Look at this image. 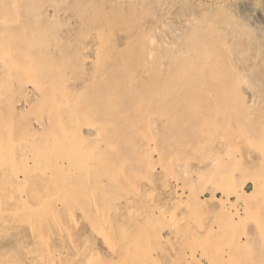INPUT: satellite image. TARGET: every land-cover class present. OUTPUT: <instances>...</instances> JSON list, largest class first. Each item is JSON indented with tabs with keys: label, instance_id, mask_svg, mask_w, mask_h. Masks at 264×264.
Here are the masks:
<instances>
[{
	"label": "rangeland",
	"instance_id": "obj_1",
	"mask_svg": "<svg viewBox=\"0 0 264 264\" xmlns=\"http://www.w3.org/2000/svg\"><path fill=\"white\" fill-rule=\"evenodd\" d=\"M232 1L0 0V264H264V0Z\"/></svg>",
	"mask_w": 264,
	"mask_h": 264
},
{
	"label": "bare ground",
	"instance_id": "obj_2",
	"mask_svg": "<svg viewBox=\"0 0 264 264\" xmlns=\"http://www.w3.org/2000/svg\"><path fill=\"white\" fill-rule=\"evenodd\" d=\"M3 1H4V0H3ZM208 1H209V0H208ZM16 2H17V1H16ZM16 2H15V3H16ZM220 2H221V1H220ZM228 2H229V1H228ZM80 3H81V2H80ZM229 3H230V2H229ZM232 3L235 4V3H236L235 0H233ZM248 3H249V2H248ZM221 4H222V3H221ZM223 4H224V3H223ZM79 5H80V4H79ZM160 5H162V3H161ZM228 5H231V3L228 4ZM0 6H1V5H0ZM6 6H7V5H6ZM86 6H87V5H86ZM218 6H219V5H218ZM232 6H233V5H232ZM77 7H78V6H77ZM94 7H95V6H94ZM165 7H166V6H165ZM208 7H209V6H208ZM17 8H18V6H17ZM78 8H79V7H78ZM41 9H42V8H41ZM57 9H58V8H57ZM74 9H76V8H74ZM206 9H207V8H206ZM215 9H216V6H215L214 10H215ZM1 10H2V9H1ZM3 10H4V9H3ZM6 10H8V9H6ZM11 10H12V9H11ZM58 10H59V9H58ZM239 10H240V9H239ZM244 11H245V10H244ZM34 12H35V11H34ZM38 12H40V11H38ZM92 12H94V11H92ZM142 12H143V11H142ZM214 12H215V11H214ZM227 12H228V11H227ZM6 13H7V11H6ZM29 13H31V12H29ZM105 13H106V12H105ZM105 13H104V14H105ZM146 13H147V11H146ZM201 13H202V12H201ZM10 14H12V12H11ZM59 14H60V13H59ZM61 14H62V13H61ZM197 14H198V13H197ZM232 14H233V13H232ZM243 14H245V13H243ZM7 15H8V14H7ZM111 15H112V14H111ZM115 15H116V14H115ZM246 15H247V14H246ZM246 15H245V16H246ZM47 16H48V15H47ZM194 16H195V14H194ZM226 16H227V17H232L233 15H232V16H228V15H226ZM234 16H235V15H234ZM234 16H233V17H234ZM237 16H239V15H237ZM241 16H242V14H241ZM249 16H250V14H249L246 18H244V21H245V22H249V21H250ZM263 16H264V15H263ZM236 18H237V17H236ZM13 19H14V18H12V20H13ZM104 19H105V17H104ZM113 20H114V18H113ZM229 20H231V19H229ZM237 20L240 21V18H239V19L237 18ZM106 21H107V20H106ZM106 21H105V22H106ZM111 21H112V19H111ZM207 21H208V20H207ZM241 21H243V20H241ZM236 22H237V21H236ZM253 22H254V21H253ZM256 22H257V21H256ZM218 23H219V22H218ZM227 23H229V22H227ZM249 23H250V22H249ZM254 23H255V22H254ZM215 24H216V23H215ZM219 24H220V23H219ZM219 24H218V25H219ZM233 24H234V23H233ZM240 24H243V23H240ZM240 24L238 23V26H240ZM244 24H245V23H244ZM14 25H15V24H14ZM224 25H225V24H224ZM227 25H228V24H227ZM227 25H226L225 27H227ZM230 25H232V23H231ZM246 25H247V24H246ZM250 25H251V24H250ZM214 26H215V25H214ZM219 26H220V25H219ZM252 26H254L253 23H252ZM256 26H257V25H256ZM258 26H259V25H258ZM10 27H12V25H10ZM10 27H8V29H9ZM228 27H229V26H228ZM233 27H234V26H233ZM236 27H237V26H236ZM245 27H246L245 29L247 30V27H248V26H245ZM18 28H19V27H18ZM229 28L232 29V27H229ZM250 28L254 29L253 27H249V30H247L248 32L245 30L244 33H243V32H242V33H243L244 35H245V34L247 35V33L250 34V30H251ZM199 29H200V28H199ZM201 29H202V28H201ZM210 29H211V28H210ZM210 29H208V30L210 31ZM224 29H225V28H224ZM241 29H242V28H241ZM241 29H240V30H241ZM214 30H215V28H214ZM214 30H213V31H214ZM242 30H244V29H242ZM242 30H241V31H242ZM254 30H256V29H254ZM259 30H260V28H259ZM261 30L264 31L263 28H261ZM222 31H223V30H222ZM225 31H226V30H225ZM237 31H238V29H237ZM257 31H258V30H257ZM207 32H208V31H206V33H207ZM226 32H227V31H226ZM234 32H235V28H234ZM245 32H247V33H245ZM251 32H252V30H251ZM253 32H254V31H253ZM260 32H261V31H260ZM21 33H22V32H21ZM45 33H46V32H45ZM102 33H103V32H102ZM213 33H214V32H213ZM218 33H219V32H218ZM236 33H237V32H236ZM236 33H235V34H236ZM239 33H240V31H239ZM255 33H256V32H255ZM255 33H254V35H255ZM22 34H23V33H22ZM104 34H105V33H104ZM108 34H109V33H108ZM252 34H253V33H252ZM259 34H260V33H259ZM259 34H258V35H259ZM263 34H264V33H263ZM12 35H13V34H12ZM12 35H11V36H12ZM25 35H26V34H25ZM39 35H40V34H39ZM105 35H106V34H105ZM197 35H198V34H197ZM210 35H211V34H210ZM254 35H253V37H254ZM258 35H257V36H258ZM26 36H27V35H26ZM42 36H43V35H42ZM241 36H242V35H241ZM250 36H251V34H250ZM262 36H263V35H262ZM14 37H15V36H14ZM23 37H24V36H23ZM45 37H46V36H45ZM105 37H106V36H105ZM149 37L152 38L151 36H149ZM192 37H193V36H192ZM226 37H227V36H226ZM230 37H231V36H230ZM247 37H248V36H247ZM15 38H16V37H15ZM42 38H43V37H42ZM197 38H198V37H197ZM203 38H204V37H203ZM210 38H211V36H210ZM215 38H216V37H215ZM217 38H219V37H217ZM217 38H216V40H217ZM248 38H249V37H248ZM251 38H252V37H251ZM262 38H263V37H262ZM26 39H27V38H26ZM55 39H56V37H55ZM103 39H104V37H103ZM141 39H142V38H141ZM141 39H140V41H142ZM177 39H178V38H177ZM183 39H184V38H183ZM200 39H202V38H200ZM200 39H198V41H199ZM213 39H214V38H213ZM255 39H256V38H255ZM150 40H151V39H150ZM193 40H194V39H193ZM238 40H239V39H238ZM44 41H45V40H44ZM47 41H48V40H47ZM54 41H55V40H54ZM191 41H192V40H191ZM260 41H261V40H260ZM2 42H3V41H2ZM2 42H1V43H2ZM8 42H10V39L8 40ZM215 42H216V41H215ZM215 42H214V43H215ZM226 42H227V41H226ZM44 43H45V42H44ZM47 43H48V42H47ZM47 43H46V45H47ZM53 43H54V42H53ZM189 43H190V42H189ZM195 43H198V42L196 41ZM207 43H208V42H207ZM209 43H210V42H209ZM211 43H212V42H211ZM54 44H55V43H54ZM140 44H141V43H140ZM6 45H7V44H6ZM197 45H198V44H197ZM202 45H203V44H202ZM228 45H229V44H228ZM7 46H8V45H7ZM7 46H6V47H7ZM44 46H45V45H44ZM98 46H99V45H98ZM98 46H97V47H98ZM209 46H210V45H209ZM259 46H263V44H262V45H259ZM259 46H257V48H258ZM8 47H10V45H9ZM54 47H55V46H54ZM64 47H65V46H64ZM188 47H190V46H188ZM193 47H194V46H193ZM201 47H202V46H201ZM217 47H218V46H217ZM231 47H232V46H231ZM263 47H264V46H263ZM38 48H40V47H37V49H38ZM46 48H47V47H46ZM196 48H197V47H196ZM211 48H212V47H210V49H211ZM1 49H3V48H1ZM7 49H8V48H7ZM33 49H34V48H33ZM57 49H58V48H57ZM97 49H98V48H97ZM202 49H203V48H202ZM212 49H213V48H212ZM233 49H234V48H233ZM5 50H6V48H5ZM5 50H4V51H5ZM38 50H39V49H38ZM38 50H37V51H38ZM51 50H52V49H51ZM60 50H61V49H60ZM98 50H99V49H98ZM205 50H207V49H205ZM213 50H214V49H213ZM6 51H7V50H6ZM34 51H35V50H34ZM37 51H36V53L38 54L39 51H38V52H37ZM41 51H42V50H41ZM190 51H191V50H190ZM194 51H195V49H194ZM194 51H193V53H194ZM208 51H209V50H208ZM208 51H207V52H208ZM211 51H212V50H211ZM214 51H215V50H214ZM214 51H213V53H214ZM231 51H232V50H231ZM7 52H8V51H7ZM43 52H44V51H43ZM51 52H53V50H52ZM201 52H202V50H201ZM215 52H218V51H215ZM226 52H227V51H226ZM13 53H14V52H13ZM36 53H35V54H36ZM40 53H41V52H40ZM44 53H45V52H44ZM107 53H109V52H107ZM188 53H189V52H188ZM203 53H204V52H203ZM26 54H27V53H26ZM28 54H29V52H28ZM42 54H43V53H42ZM48 54H49V53H48ZM99 54H100V53H99ZM191 54H192V52H191ZM204 54H205V53H204ZM209 54H210V53H209ZM220 54H221V52H220ZM8 55H9V54H8ZM17 55H18V54H17ZM19 55H20V54H19ZM141 55H142V54H141ZM193 55H194V54H193ZM211 55H212V52H211ZM218 55H219V54H218ZM257 55H259V53H257ZM13 56H14V55H13ZM52 56H53V55H52ZM98 56H99V55H98ZM212 56H214V54H213ZM234 56H235V55H234ZM36 57H37V58H36L37 60H38V58H40V57H38L37 55H36ZM42 57H43V56H42ZM137 57H139V56H137ZM187 57H188V56H187ZM210 57H211V56H210ZM210 57H209V58H210ZM214 57H215V56H214ZM257 57H258V56H257ZM8 58H9V57H8ZM34 58H35V57H33V59H34ZM141 58H142V57H141ZM141 58H140V59H141ZM216 58H217V56H216L214 59H216ZM220 58H221V56H220ZM47 59H48V57H47ZM47 59H46V60H47ZM134 59H135V58H134ZM136 59H137V58H136ZM174 59H175V58H174ZM191 59H192V58H191ZM237 59H238V58H237ZM243 59H244V58H243ZM11 60H12V59H11ZM11 60H10V61H11ZM20 60H21V58H20ZM26 60H27V59H26ZM138 60H139V59H137V61H138ZM143 60H144V59H143ZM192 60H193V59H192ZM209 60H210V59H209ZM8 61H9V60H8ZM34 61L36 62V60H34ZM202 61H203V60H202ZM211 61H212V58H211ZM17 62H18V61H17ZM17 62H16V63H17ZM95 62H96V61H95ZM95 62H94V63H95ZM142 62H143V61H142ZM181 62H182V61H181ZM261 62H262V61H261ZM22 63H23V62H22ZM22 63H21V64H22ZM184 63H185V62H184ZM44 64H45V63H44ZM135 64H136V63H135ZM181 64H183V63H181ZM181 64H180V65H181ZM52 65H53V64H52ZM52 65L50 64L51 68H52ZM133 65H134V64H133ZM196 65H197V64H196ZM200 65H201V64H200ZM241 65H242V64H241ZM29 66H30V65H29ZM24 67H25V66H24ZM42 67H43V66H42ZM188 67H189V66H188ZM32 68H34V66H33ZM192 68H193V67H192ZM192 68H191V69H192ZM199 68H200V67H199ZM199 68H198V72H199V70H200ZM38 69H39V67H38ZM2 70H3V68H2ZM45 70H46V69H45ZM0 71H1V70H0ZM17 71H18V70H17ZM42 71H43V70H42ZM42 71H40V72H42ZM126 71H128V70H126ZM58 72H59V71H58ZM32 73H33V72H32ZM52 73H53V72H52ZM199 73H200V72H199ZM225 73H226V72H225ZM225 73H224V74H225ZM19 74H20V73H19ZM25 74H27V73H25ZM38 74H39V72H38ZM47 74H48V73H47ZM143 74H144V73H143ZM166 74H167V73H166ZM168 74H169V73H168ZM178 74H179V73H178ZM204 74H205V73H204ZM221 74H222V73H221ZM221 74H219V75H221ZM224 74H222V75H224ZM242 74H243V73H242ZM242 74H241V75H242ZM172 75H173V74H172ZM213 75H214V74H213ZM225 75L228 76V73L225 74ZM256 75H257V74H256ZM92 76H93V75H92ZM168 76H169V75H168ZM215 76H216V75H215ZM51 77H52V76H51ZM107 77H108V76H107ZM169 77H170V76H169ZM174 77H175V75H174ZM179 77H180V76H179ZM240 77H242V76H240ZM98 78H99V77H98ZM199 78H200V77H199ZM212 78H213V77H212ZM34 79H35V78H34ZM34 79H33V80H34ZM63 79H64V78H63ZM106 79H107V78H106ZM113 79H114V78H113ZM217 79H218V78H217ZM222 79H223V78H222ZM224 79H225V78H224ZM226 79H228V77H227ZM243 79H245L244 76H243ZM53 80H54V79H53ZM165 80H167V78H166ZM240 80H241V78H240ZM35 81H36V80H35ZM37 81H39V80L37 79ZM45 81L48 82L49 80H46V79H45ZM55 81H56V80H55ZM61 81H62V80H61ZM64 81H66V80H64ZM120 81H123V82H124L125 80L123 79V80H120ZM169 81H171V80H169ZM59 82H60V81H59ZM222 82H223V81H222ZM250 82H251V81H250ZM250 82H249V83H250ZM113 83H114V82H113ZM116 83H117V82H116ZM118 83H119V82H118ZM126 83H127V82H126ZM142 83H143V82H142ZM145 83H146V82H145ZM90 84H91V83H90ZM110 84H111V83H110ZM123 84H124V83H123ZM223 84H224V83H223ZM37 85H38V84H37ZM57 85H58V83H57ZM57 85H54V86H57ZM189 85H190V84H189ZM189 85H188V86H189ZM221 85H222V84H221ZM225 85H226V83H225ZM225 85H224V86H225ZM227 85H228V84H227ZM89 86L91 87V85H89ZM122 86L125 87V84L122 85ZM150 86H151V85H150ZM153 86H154V85H153ZM153 86H152V87H153ZM178 86H179V85H178ZM48 87H49V86H48ZM50 87H52V86H50ZM64 87H65V86H64ZM108 87H109V86H108ZM115 87H116V86H115ZM126 87H127V86H126ZM132 87H133V86H132ZM167 87H168V86H167ZM226 87H227V86H225V87H223V88H226ZM230 87H231V85H230ZM65 88H66V87H65ZM111 88H112V85H111ZM111 88H110V89H111ZM127 88H128V87H127ZM130 88H131V86H130ZM148 88H149V87H148ZM153 88H154V87H153ZM177 88H178V87H177ZM184 88H185V87H184ZM45 89H46V88H45ZM47 89H48V88H47ZM146 89H147V88H146ZM226 89H227V88H226ZM41 90H42V89H41ZM49 90H50V89H49ZM106 90H107V89H106ZM153 90H154V89H152L151 91H153ZM183 90H184V89H183ZM183 90H182V91H183ZM133 91H134V93H135V90H134V89H133ZM136 91H137V90H136ZM188 91H189V89H188ZM214 91H215V90H214ZM222 91H223V90H222ZM229 91H230V90H229ZM67 92H68V91H67ZM105 92H106V91H105ZM107 92H109V90H108ZM111 92H112V91H111ZM146 92H148V91H146ZM179 92H180V91H179ZM230 92H231V91H230ZM42 93H43V92H42ZM45 93H46V91H45ZM99 93H100V92H99ZM114 93H116V91H115ZM127 93H128V91H127ZM131 93H132V92H131ZM134 93H133V94H134ZM142 93H143V92H142ZM155 93H156V92H155ZM200 93H201L200 95H202V92H200ZM204 93H206V92H204ZM218 93H219V92H218ZM220 93H221V92H220ZM220 93H219V95H220ZM222 93H223V92H222ZM43 94H44V93H43ZM49 94H50V93H49ZM64 94H65V93H64ZM96 94H97V93H96ZM105 94H106V93H105ZM135 94H137V93H135ZM144 94H145V93H144ZM65 95H66V94H65ZM67 95L69 96V94H67ZM110 95H111V94H110ZM118 95H119V94H118ZM140 95H141V94H140ZM227 95H228V92H227ZM229 95H230V93H229ZM105 96H106V95H105ZM143 96H144V95H143ZM149 96L151 97V95H149ZM149 96H146V97H149ZM152 96H153V95H152ZM93 97H94V96H93ZM96 97H97V96H96ZM99 97H100V96H99ZM99 97H98V98H99ZM122 97H123V96H122ZM219 97H220V96H219ZM228 97H229V96H228ZM230 97H232V95H231ZM101 98H102V97H101ZM109 98H110V97H109ZM142 98H143V97H142ZM204 98H205V96H204ZM214 98H215V97H214ZM99 99H100V98H99ZM123 99H125V98L123 97ZM123 99H122V100H123ZM202 99H203V98H202ZM206 99H207V98H206ZM219 100H220V99H219ZM83 101H84V100H83ZM202 101H205V100L203 99ZM207 101H208V100H207ZM123 102H125V101H123ZM219 102H220V101H219ZM244 102H245V101H244ZM82 103H83V102H82ZM102 103H103V100H102ZM126 103H127V101H126ZM133 103H134V102H133ZM133 103H129L128 106H129V105H130V106H133ZM148 103H149V102H147V104H148ZM158 103H159V102H158ZM204 103H205V102H204ZM215 103H216V102H215ZM79 104H80V103H79ZM103 104H104V103H103ZM107 104H108V102H107ZM107 104H106V105H107ZM117 104H118V103H117ZM124 104H125V103H124ZM208 104H209V103H208ZM243 104H244V103H243ZM122 105H123V104H122ZM135 105H136V103H135ZM211 105H212V103H211ZM218 105H219V104H218ZM218 105H217V106H218ZM222 105H223V104H222ZM44 106H45V105H44ZM77 106H78V105H77ZM142 106H143V105H142ZM142 106H141V108H142ZM157 106H158V105H157ZM78 107H79V106H78ZM106 107H107V106H106ZM145 107H146V106H145ZM202 107H203V110H204L205 104H204V106H202ZM202 107H201V108H202ZM212 107H213V106H212ZM244 107H245V106H244ZM108 108H109V107H108ZM125 108H126V106H125ZM221 108H222V107H221ZM75 109H76V108H75ZM114 109H115V108H114ZM132 109H133V108H132ZM210 109H211V108H210ZM77 110H78V109H77ZM110 110H111V109H110ZM120 110H121V109H120ZM136 110H137V108H136ZM203 110H202V111H203ZM205 110H206V109H205ZM205 110H204V112H205ZM112 111H113V110H112ZM139 111H140V110H139ZM139 111H138V112H139ZM96 112H97V111H96ZM96 112H95V113H96ZM99 112H100V111H99ZM128 112H129V111H128ZM131 112H132V111H131ZM141 112H142V111H141ZM204 112H203V113H204ZM209 112H210V111H209ZM109 113H110V112H109ZM116 113H117V112H116ZM132 113H133V112H132ZM136 113H137V112H136ZM201 113H202V112H201ZM96 114H97V113H96ZM122 114H124V112H123ZM122 114H121V115H122ZM139 114H140V113H139ZM139 114H138V115H139ZM104 115H106V111H105V114H104ZM107 115H109V114H107ZM118 115H119V114H118ZM128 115H129V113H128ZM134 115H135V114H134ZM204 115H205V114H204ZM206 115H207V114H206ZM94 116H95V115H94ZM119 116H120V115H119ZM119 116H117V117H118V120H121V119H119ZM129 116H130V115H129ZM129 116H128V118H129ZM136 116H137V115H136ZM92 117H93V116H92ZM99 117H101L100 114H99ZM121 117H122V116H121ZM121 117H120V118H121ZM134 117H135V116H134ZM199 117H200V116H199ZM110 118H113V117H110ZM126 118H127V116H126ZM132 118H133V117H132ZM138 118H139V116H138ZM235 118H236V117H235ZM98 119H99V118H98ZM115 119H116V117H115ZM201 119H203V118H201ZM210 119H211V118H210ZM233 119H234V118H233ZM118 120H117V121H118ZM128 120H129V119H128ZM117 121H116V123H117ZM124 121H125V120H124ZM124 121H123V122H124ZM131 121H132V120H131ZM131 121H130V122H131ZM133 121H134V120H133ZM207 121H208V120H207ZM242 121H244V120H242ZM125 122H126V121H125ZM238 122H239V121H238ZM121 123H122V121H121ZM127 123H128V122H127ZM137 123H138V122H137ZM119 124H120V123H119ZM129 124H130V123H129ZM135 124H136V122H135ZM126 125H128V124H126ZM136 125H137V124H136ZM116 126H117V125H116ZM116 126H115V127H116ZM120 126H121V125H120ZM120 126H119V128L122 127V126H121V127H120ZM131 126H132V125H131ZM117 128H118V127H117ZM110 129H111V128H110ZM99 130H100V129H99ZM101 130H102V129H101ZM124 130H125V129H124ZM96 135H97V134H96ZM103 135H104V134H103ZM99 136H100V135H99ZM101 136H102V134H101ZM119 136H120V134H119ZM121 136H122V135H121ZM121 136H120V137H121ZM101 138H102V137H101ZM117 138H118V137H117ZM121 138H122V137H121ZM118 139H119V138H118ZM122 139H123V138H122ZM113 140L115 141L116 138H115V139H112V142H113ZM121 141H122V140H121ZM86 142H87V141H86ZM119 147H120V146H119ZM121 150H122V149H121ZM121 150H119V151H121ZM148 150H149V149H148ZM102 154H103V153H102ZM117 154H118V153H117ZM121 154H122V153H121ZM109 156H110V155H109ZM119 156H121V155H119ZM107 157H108V156H107ZM110 157H111V156H110ZM138 158H139V157H138ZM145 158H146V156H145ZM110 160H112V159H110ZM108 162H109V161H108ZM27 163H28V162H27ZM113 164H114V163H113ZM259 166H260V164H259ZM27 170H28V169H27ZM15 171H16V170H15ZM26 172H27V171H26ZM28 172H29V171H28ZM5 173H7V172H5ZM16 173H17V172H16ZM50 173H51V172H50ZM27 174H28V173H27ZM51 174H53V172H52ZM56 174H57V173H56ZM0 175H1V173H0ZM2 175H3V174H2ZM2 175H1V176H2ZM5 175H6V174H5ZM5 175H4V176H5ZM30 175H31V173H30ZM9 176H10V175H9ZM12 176H13V175H12ZM36 176H37V175H36ZM47 176H48V174H47ZM29 177H30V176H29ZM1 178H2V177H1ZM4 178H5V177H4ZM13 178H14V177H13ZM23 178H24V177H23ZM34 178H35V177H34ZM34 178H33V179H34ZM42 178H45V176L42 177ZM33 179H32V180H33ZM36 179H37V178H36ZM58 179H59V177H58ZM3 180H4V179H3ZM38 180H39V179H38ZM47 180H48V179H47ZM52 180H53V179H52ZM117 180H118V179H117ZM14 181H15V179H14ZM34 181H35V180H34ZM36 181H37V180H36ZM26 182H27V181H26ZM37 182H38V181H37ZM0 183H1V182H0ZM9 183H10V182H9ZM18 183H20V181H19ZM18 183H17V184H18ZM39 183H40V182H39ZM32 184H33V183H32ZM37 184H38V183H37ZM55 184H56V182H55ZM65 184H66V183H65ZM65 184H64L63 186H65ZM105 184H106V182H105ZM19 185H20V184H19ZM30 185H31V184H30ZM47 185H48V182H47ZM0 186H1V185H0ZM2 186L6 187V185L4 184V182H3ZM26 186H28V185H26ZM36 186H37V185H35V187H36ZM38 186H39V185H38ZM4 187H3L2 189H4ZM9 187H10V186H9ZM28 187H29V186H28ZM46 187H48V186H46ZM57 187H58V186L56 185V189H57ZM6 188H8V186H7ZM25 188H26V187H25ZM44 188H45V187H44ZM59 188H60V187H59ZM61 188H62V186H61ZM108 188H109V187H108ZM108 188H107V190H108ZM39 189H40V188H39ZM41 189H42V188H41ZM45 189H46V188H45ZM4 190H5V189H4ZM4 190H3V191H4ZM13 190H14V189H13ZM18 190H19V188L17 189V191H18ZM31 190H32V189H30V191H31ZM47 190H48V189H47ZM109 190H110V189H109ZM32 191H33V190H32ZM45 191H46V190H45ZM236 192H237V191H236ZM241 192H242V190H241ZM33 193H34V192H33ZM43 193H44V192H43ZM46 193H47V192H46ZM114 193H115V192H114ZM213 193H214V192H213ZM243 193H244V192H243ZM4 194H5V193H4ZM53 194H54V193H53ZM232 194H234V193H232ZM1 195H2V194H1ZM6 195H9V196H10V194H6ZM11 195H12V193H11ZM222 195H223V194H222ZM121 196H122V195H121ZM6 197H7V196H6ZM10 197H12V196H10ZM38 197H39V196H38ZM43 197H44V196H43ZM223 197H224V196H223ZM227 197H228V196H227ZM238 197H239V195H238ZM18 198H19V197H18ZM21 198H22V197H21ZM39 198H40V197H39ZM47 198H48V197H47ZM125 198H126V197H125ZM235 198H237V197H235ZM7 199H8V198H7ZM14 199H15V198H14ZM25 199H26V198H25ZM116 199H117V198H116ZM123 199H124V197H123ZM126 199H127V198H126ZM126 199H124V200H126ZM9 200H10V199H9ZM18 200H19V199H18ZM102 200H103V199H102ZM102 200H101V201H102ZM117 200H118V199H117ZM15 201H16V199H15ZM19 201H20V200H19ZM30 201H32V200L29 199L28 202H30ZM35 201H36V199H35ZM119 201H120V200H119ZM38 202H39V200H38ZM92 202H93V201H92ZM92 202H91V203H92ZM125 202H126V201H125ZM34 204H35V202H34ZM123 204H124V202H123ZM74 205H75V204H74ZM92 206H93V204H92ZM123 206H124V205H123ZM127 206H128V205H126V207H127ZM15 207H16V205H15ZM60 207H61V206H60ZM54 208H55V207H54ZM108 208H109V207H108ZM18 210H19V209H18ZM82 210H83V209H82ZM101 210H102V209H101ZM93 211H94V210H93ZM99 211H100V209H99ZM250 211H251V210H250ZM14 212H15V211H14ZM94 212H95V211H94ZM9 213H10V212H9ZM5 214H7V213H5ZM89 214H90V213H89ZM94 214H95V213H94ZM12 215H13V214H11V216H12ZM16 215H17V214H16ZM57 215H58V214H57ZM86 215H87V214H86ZM102 215H103V214H102ZM102 215H101V216H102ZM106 215H107V214H106ZM3 216H4V215H3ZM3 216H2V217H3ZM18 216H19V215H18ZM51 216H52V215H51ZM91 216H92V215H91ZM99 216H100V215H99ZM11 218H12V217H11ZM11 218H10V219H11ZM14 218H16V217H14ZM51 218H52V217H51ZM16 219H17V218H16ZM19 219H20V218H19ZM34 219H35V218H34ZM60 219H61V218H60ZM70 219H71V218H70ZM20 220H22V219H20ZM35 220H36V219H35ZM18 221H19V220H18ZM23 221H24V219H23ZM32 221H33V220H32ZM47 221H48V220H47ZM21 222H22V221H21ZM50 222H51V221H50ZM50 222H49V223H50ZM57 222H58V221H57ZM4 223H5V222H4ZM15 223H16V222H15ZM30 223H31V222H30ZM8 224H9V223H8ZM17 224H18V223H17ZM21 224H22V223H21ZM50 224H51V223H50ZM50 224H48V225H50ZM102 224H103V223H102ZM133 224H134V223H133ZM133 224H132V225H133ZM5 225H6V224H5ZM5 225H3V226H5ZM23 225H24V224H23ZM27 225H28V223H27ZM46 225H47V224H46ZM3 226H2V227H3ZM11 226H12V225H11ZM28 226H30V225H28ZM28 226H27V227H28ZM58 226L60 227V225H58ZM97 226H98V225H97ZM133 226H134V225H133ZM5 227H6V226H5ZM7 227H8V226H7ZM54 228H55V226H54ZM10 229H11V228H10ZM39 229H40V228H39ZM55 229H56V228H55ZM53 230H54V229H53ZM101 230H102V229H101ZM35 231L37 232L38 230H35ZM35 231H34L33 233H35ZM102 231H103V230H102ZM1 232H2V231H1ZM39 232H40V230H39ZM40 233H41V232H40ZM67 233H68V232H67ZM98 233H99V232H98ZM98 233H97V234H98ZM60 234H61V233H60ZM50 235H51V234H50ZM101 235H102V234H101ZM105 235H106V234H105ZM37 236H38V234H37ZM40 237H42V235H40ZM45 237H47V236H45ZM61 237H62V236H61ZM38 238H39V237H38ZM38 238H37V239H38ZM104 238H105V237H104ZM43 239H44V238H43ZM58 239H59V238H58ZM107 239H108V238H107ZM59 240H60V239H59ZM64 241H65V240H64ZM261 242H262V241H261ZM263 242H264V241H263ZM19 243H20V241H19ZM42 245H44V243H43ZM60 249H61V248H60ZM26 250H27V249H26ZM52 250H53V248H52ZM28 251H29V250H27V252H28ZM41 251H42V250H41ZM38 252L40 253V251H38ZM46 252H47V251H46ZM45 255H46V254H45ZM47 255H48V254H47ZM47 255H46V256H47ZM55 255H56V254H55ZM19 256H20V254H19ZM27 257H28V256H27ZM50 258H51V257H50ZM55 258H56V257H55ZM25 259H26V258H25ZM31 259H32V258H31ZM33 259H34V258H33ZM49 261H50V260H49ZM41 262H42V261H41ZM50 262H51V261H50ZM23 263H24V260H23ZM47 263H48V262H47ZM47 263H46V264H47ZM29 264H30V263H29ZM31 264H32V263H31Z\"/></svg>",
	"mask_w": 264,
	"mask_h": 264
}]
</instances>
